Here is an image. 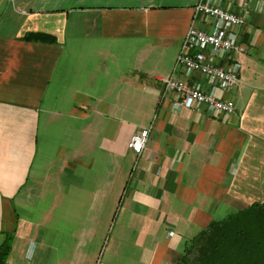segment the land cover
Returning <instances> with one entry per match:
<instances>
[{
	"label": "crops",
	"instance_id": "0c3cea01",
	"mask_svg": "<svg viewBox=\"0 0 264 264\" xmlns=\"http://www.w3.org/2000/svg\"><path fill=\"white\" fill-rule=\"evenodd\" d=\"M197 1L0 0L6 264H175L264 202V0L225 5L243 20L224 119L163 97ZM149 127L138 156L130 138Z\"/></svg>",
	"mask_w": 264,
	"mask_h": 264
},
{
	"label": "built area",
	"instance_id": "2783aa9c",
	"mask_svg": "<svg viewBox=\"0 0 264 264\" xmlns=\"http://www.w3.org/2000/svg\"><path fill=\"white\" fill-rule=\"evenodd\" d=\"M253 0H198L194 16L182 40L175 59L178 75L161 79L163 97L171 96L175 107L204 112L211 118H226L234 110L232 100H224L217 93L230 90L238 81L241 64L235 54L241 51L237 27L240 14L225 6ZM242 12H244L242 10ZM204 19L207 29L197 27V16ZM203 78L195 81L196 76ZM151 128L134 133L129 148L138 156L147 146Z\"/></svg>",
	"mask_w": 264,
	"mask_h": 264
},
{
	"label": "trees",
	"instance_id": "16d2710c",
	"mask_svg": "<svg viewBox=\"0 0 264 264\" xmlns=\"http://www.w3.org/2000/svg\"><path fill=\"white\" fill-rule=\"evenodd\" d=\"M11 241L6 236L0 245V264H6ZM175 264H264V202L210 223L186 243Z\"/></svg>",
	"mask_w": 264,
	"mask_h": 264
}]
</instances>
